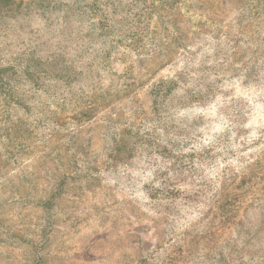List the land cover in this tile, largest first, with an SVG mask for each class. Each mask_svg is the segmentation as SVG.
Returning a JSON list of instances; mask_svg holds the SVG:
<instances>
[{"label": "rangeland", "instance_id": "rangeland-1", "mask_svg": "<svg viewBox=\"0 0 264 264\" xmlns=\"http://www.w3.org/2000/svg\"><path fill=\"white\" fill-rule=\"evenodd\" d=\"M259 159L264 0H0V264H259L263 198L202 237ZM165 182L203 189L175 228Z\"/></svg>", "mask_w": 264, "mask_h": 264}, {"label": "trees", "instance_id": "trees-1", "mask_svg": "<svg viewBox=\"0 0 264 264\" xmlns=\"http://www.w3.org/2000/svg\"><path fill=\"white\" fill-rule=\"evenodd\" d=\"M160 83L165 84V87H168V91H171L172 87H175L177 85L176 80H172L170 82H163ZM159 83V84H160ZM155 85V91L154 93L161 94L160 90L162 87ZM162 86V85H161ZM167 92V91H166ZM191 95V94H190ZM189 96V95H187ZM195 99V98H194ZM183 144H187V142H184ZM194 151V150H193ZM192 156V157H191ZM182 158L183 164L187 165L192 169L193 164L186 163L187 157L184 155H180ZM191 160H193V152H190ZM157 169V168H156ZM245 172L235 175L232 178H229V180L224 183L221 187H219V192L214 193L210 198H208V206L212 207L213 210L210 212V222L207 225V232L209 234L207 236L202 235L204 240L206 241V246H203V251H206V249H210L211 251L216 249L217 243L215 238L218 236L217 234L220 233V236L225 233L226 230H228V226L232 224L234 226V229L240 226L239 221L237 220V216L239 214V208L241 203L242 206L244 203H246V207L249 204H255L260 205L263 203L264 199V185L262 184L261 187H259L258 194H250L254 190V188L258 187V180L264 181V159H259L254 162V164L247 166ZM160 175L165 176L167 179H169L167 176V172H161ZM167 175V176H166ZM205 179V178H204ZM166 181V179H164ZM207 185V183L205 182ZM209 185V184H208ZM208 187V186H207ZM210 188V187H209ZM153 189V188H151ZM159 193V189L151 193V198L155 196V192ZM203 189L199 191H194L192 193L189 192H181L180 190H175L174 188H170L168 184L163 183V194L166 196V199L170 200L169 205L176 206V212L174 214L176 215L175 218H173L170 222L167 221L166 225L168 223L169 226H173L175 228V222L179 219L182 220V216L186 211H190V209H193L196 206H192V202L201 204L203 199H201ZM162 193V192H161ZM204 195V194H203ZM263 198V199H262ZM247 199V200H246ZM246 200V202H244ZM243 208V207H242ZM239 210V211H238ZM168 227V226H167ZM49 229L46 231L48 233ZM210 239V240H206ZM236 241L232 238L230 240L225 241V247H226V253L223 252L220 253V259L224 260L227 259V256H229L228 248L232 246V242ZM220 247H223L220 245ZM186 248V247H185ZM182 244H174L172 245V249H169L165 255L166 263L167 264H175L178 259H181V262L185 259L191 258V251L192 246H188L186 249ZM45 253L43 251H36L34 256V262L32 264H45ZM259 264H264V256H261L259 258ZM258 264V263H256Z\"/></svg>", "mask_w": 264, "mask_h": 264}]
</instances>
